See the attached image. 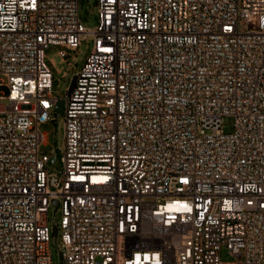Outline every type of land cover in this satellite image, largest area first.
I'll list each match as a JSON object with an SVG mask.
<instances>
[{
    "label": "built area",
    "instance_id": "built-area-1",
    "mask_svg": "<svg viewBox=\"0 0 264 264\" xmlns=\"http://www.w3.org/2000/svg\"><path fill=\"white\" fill-rule=\"evenodd\" d=\"M97 8L90 28L80 0H0V264H52L54 227L63 264H264V0ZM83 41L55 96L47 48Z\"/></svg>",
    "mask_w": 264,
    "mask_h": 264
},
{
    "label": "rangeland",
    "instance_id": "rangeland-1",
    "mask_svg": "<svg viewBox=\"0 0 264 264\" xmlns=\"http://www.w3.org/2000/svg\"><path fill=\"white\" fill-rule=\"evenodd\" d=\"M98 0H80V18L84 26L94 28L98 24ZM245 27L242 26L241 30ZM92 49V43L83 41L82 45L77 50H68L62 46L50 45L46 50V63L54 78L58 81V85L53 88L55 96H65L68 94L72 85L75 74L81 69L85 61L86 56ZM65 52L67 54V60L62 61L58 55L59 52ZM69 62L70 64H68ZM2 92L7 95L8 89L2 88ZM55 120H50L40 126V130L47 134V143L41 145L40 151L42 153H53L57 150H61L64 146V123L65 118L62 113L55 114ZM223 132L232 133L234 131V119L232 117H226L223 122ZM60 220L59 212L55 211V208H51L48 213V222L50 226L58 224ZM61 243V232L57 235L51 234L50 240V252L52 258V264H63V260L60 258L59 245ZM221 260L224 263L234 260V257L229 254L226 247L221 250Z\"/></svg>",
    "mask_w": 264,
    "mask_h": 264
},
{
    "label": "water",
    "instance_id": "water-1",
    "mask_svg": "<svg viewBox=\"0 0 264 264\" xmlns=\"http://www.w3.org/2000/svg\"><path fill=\"white\" fill-rule=\"evenodd\" d=\"M75 82H76V77H74L73 82H72V85H71L70 90L68 91V93H70V91L72 90V88L75 86ZM56 84H57V82H55V85ZM57 107L58 108L56 109V111L59 112V113H63V111H64V103L62 101L58 102ZM52 163L54 165H57L56 164V160H53ZM55 205L58 206V202H55ZM53 234L54 235H57V228L56 227L53 228ZM60 258L62 259V254H60Z\"/></svg>",
    "mask_w": 264,
    "mask_h": 264
}]
</instances>
